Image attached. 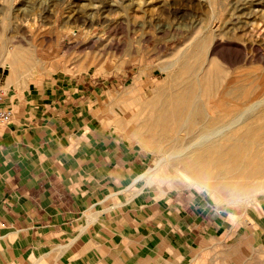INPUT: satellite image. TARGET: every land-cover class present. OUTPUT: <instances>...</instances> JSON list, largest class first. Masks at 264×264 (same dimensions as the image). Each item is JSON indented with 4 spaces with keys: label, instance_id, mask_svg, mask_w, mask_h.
<instances>
[{
    "label": "rangeland",
    "instance_id": "rangeland-1",
    "mask_svg": "<svg viewBox=\"0 0 264 264\" xmlns=\"http://www.w3.org/2000/svg\"><path fill=\"white\" fill-rule=\"evenodd\" d=\"M219 1L0 0V41H3L0 53L5 48L9 51L18 48L23 50L21 57L37 60L33 76L21 79L23 85L11 88L6 85L9 71L1 64L0 89L11 100L13 92L23 94L36 88H45L59 99L66 97L71 108L66 114L68 122L95 124L104 133L112 132L128 148L136 164V175L144 172L137 178L141 179L137 186L146 193L140 196L146 198L138 205L142 211L150 206L157 212L163 209V255H169L173 263L222 264L226 246L234 245L239 248L238 260L244 261L243 264H264V190L248 192L245 196H254L255 201L241 206L233 204L231 199L243 195L212 191L196 184L197 181L184 180L177 174L180 163L177 165L176 160L167 159L161 168L150 171L166 155L156 150L163 143L159 142L157 130L148 126V116L154 112L146 105L157 90L168 88L174 78L170 74L172 78H169L161 68L177 58L173 53L183 41L182 33L186 29L191 32L202 22L206 26L214 17L219 19L220 24L223 22L219 27L223 42L237 46L248 59L254 52V58L261 61V65L247 63L248 68L256 67L257 75L245 76L243 89L250 92L264 81L261 74L264 54L260 56L264 53V0H253L257 3L254 7L246 0ZM232 4L242 9L234 10ZM239 22L244 23L243 29ZM176 69L177 64L171 71L175 73ZM138 73L151 75L154 80L152 92L143 102L133 86H126ZM133 104L132 113L123 111ZM238 110L239 106L228 107L226 112H221L224 118L220 119L225 121ZM254 133L255 139L247 147L251 151L264 150V127ZM135 189L134 186L133 191L120 189L116 196L106 198L104 205L126 203ZM255 215L262 224L254 225L251 218ZM242 232L246 250L240 249L242 244L238 239ZM185 234L188 239H184ZM138 251L133 258L136 264H163L160 257H154L155 249Z\"/></svg>",
    "mask_w": 264,
    "mask_h": 264
},
{
    "label": "crops",
    "instance_id": "crops-1",
    "mask_svg": "<svg viewBox=\"0 0 264 264\" xmlns=\"http://www.w3.org/2000/svg\"><path fill=\"white\" fill-rule=\"evenodd\" d=\"M36 62L24 63L29 71L17 80L6 76V85H23L19 81L33 76ZM152 78L138 73L126 86L147 97ZM0 91L2 106L13 113L0 125V264H136V252L144 248L155 249L163 264H186L163 255V209L141 210L146 193L137 178L144 172L136 175L133 155L112 132L68 122L66 97L45 88L13 92V100ZM130 106L123 111L132 113L135 104ZM133 186L126 203L104 205ZM260 219L251 221L258 225ZM243 233L238 240L246 250ZM225 250L222 264H243L237 246Z\"/></svg>",
    "mask_w": 264,
    "mask_h": 264
},
{
    "label": "bare ground",
    "instance_id": "bare-ground-1",
    "mask_svg": "<svg viewBox=\"0 0 264 264\" xmlns=\"http://www.w3.org/2000/svg\"><path fill=\"white\" fill-rule=\"evenodd\" d=\"M246 1L253 7L257 5L255 0ZM238 7L235 6L234 10ZM222 23L214 17L209 25L203 26L202 22L191 32L185 28L183 41H180L174 53L171 52L177 58L173 62H166L161 68L166 70L169 78H172L170 75L174 78L170 81V87L159 89L155 96H151L153 100L150 99L146 108L154 112L148 116V126L157 130L159 142L163 143V147L156 150L163 151L167 158L160 159L150 171L158 170L167 159H173L177 165L180 163L176 170L184 180L197 181L196 184H202L212 191H229L245 196L254 189L264 190V150L251 151L247 147L255 139L254 132L264 127V81H259V85L250 92L243 89L242 83L247 79L245 76L257 75L256 67L248 68L247 63L254 65L259 62L261 65V61L254 58V52H250L252 56L248 59L237 46L223 42V32L219 31ZM243 25L240 23L239 27ZM21 55L24 56L23 50L18 48L11 51L5 48L0 53V65L9 71L7 80H17L21 74L29 71L26 69L24 72V63H32V60ZM175 64L177 69L174 73L171 70ZM146 98L139 95L138 99L143 102ZM238 106L240 110L235 116L225 121L220 119L224 118L221 112H226L228 107ZM229 141L231 143L227 144ZM253 199L254 196H245L231 201L242 206L250 204Z\"/></svg>",
    "mask_w": 264,
    "mask_h": 264
},
{
    "label": "built area",
    "instance_id": "built-area-1",
    "mask_svg": "<svg viewBox=\"0 0 264 264\" xmlns=\"http://www.w3.org/2000/svg\"><path fill=\"white\" fill-rule=\"evenodd\" d=\"M12 115L13 113L11 109H6L2 106V93L0 91V125L9 123Z\"/></svg>",
    "mask_w": 264,
    "mask_h": 264
}]
</instances>
